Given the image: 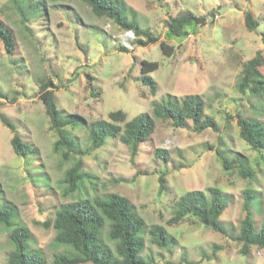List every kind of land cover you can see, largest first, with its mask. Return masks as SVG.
Returning a JSON list of instances; mask_svg holds the SVG:
<instances>
[{
  "label": "rangeland",
  "instance_id": "374dc122",
  "mask_svg": "<svg viewBox=\"0 0 264 264\" xmlns=\"http://www.w3.org/2000/svg\"><path fill=\"white\" fill-rule=\"evenodd\" d=\"M122 1L125 17L158 38L157 43L137 45L136 34L123 39L125 30L94 15L81 0H31L30 6L22 1L28 32L11 0H0V19L16 41L12 54L0 42V209L9 203L15 208L12 227L0 224V264H8L14 249L9 234L20 226L31 231L29 248L42 252L47 264L56 254L74 255L71 246L55 243V230L43 223L52 222L72 201L109 194L127 198L145 222L142 255L151 264H264V249L252 247L244 255L243 244L230 238L240 234L246 190L256 192L253 219L257 231L264 230V153L252 149L239 126L240 116L264 122V97L239 90L246 63L259 54L264 78V0ZM186 12L205 16L206 24L187 27L183 38L168 37V22ZM247 13L259 23L255 31L246 24ZM162 42L172 47L171 54H164ZM144 60L160 64L149 74L157 83L156 94L143 83ZM49 81L58 108L80 118L77 128L66 129L76 138L78 151L90 147L89 128L96 121H110L112 112H125L127 121L148 114L155 131L134 161L118 137L81 156L83 178L69 193L66 174L79 155L72 153L64 161L54 150L58 135L40 96L41 84ZM188 95L203 98L206 117L215 120V128L198 133L191 121L179 128L154 115L155 103L168 97L182 101ZM2 115L34 152L24 157L14 153V133ZM157 149L167 150L170 160L158 159ZM219 150L229 160L243 162L253 177H242L238 168L225 170ZM163 173L166 188L161 193ZM211 188L228 197L220 221L230 236L194 217L170 223L183 195L199 191L209 201ZM154 226L164 227L173 238L170 250L152 242L149 231ZM107 235L105 228L103 239L114 249Z\"/></svg>",
  "mask_w": 264,
  "mask_h": 264
},
{
  "label": "trees",
  "instance_id": "16d2710c",
  "mask_svg": "<svg viewBox=\"0 0 264 264\" xmlns=\"http://www.w3.org/2000/svg\"><path fill=\"white\" fill-rule=\"evenodd\" d=\"M31 4V0H11L28 32L29 19L26 18L21 2ZM99 18H107L125 31H133L138 39L137 45L147 47L158 42L149 31L142 29L136 22L128 20L124 15V3L122 0H81ZM32 5V4H31ZM38 3L34 4L37 8ZM206 17H198L191 12L172 18L168 22V37L183 38L187 27L205 25ZM248 28L255 31L259 23L254 20L251 13L246 15ZM145 37V40L140 39ZM264 41V33H263ZM0 42L8 54L16 49L15 36L12 29L0 19ZM164 54H171L172 47L161 43ZM121 51L128 52L122 48ZM261 55L246 63L241 77L239 90L242 93L251 92L253 95L264 97V78L261 74ZM160 64L156 61H142L141 72L145 75L143 83L150 88L152 94L157 92V83L149 75L156 71ZM54 85L51 81L41 84L40 96L45 105L46 114L51 122L58 139L54 144L56 153H60L64 161H68L72 155H79L75 164L66 174L68 192L73 193L77 189L78 182L83 178V160L81 156L101 148L108 138H119L131 151V160L139 153L143 142L147 141L155 131V120L148 114H140L134 119L127 121V114L123 111L112 112L110 121H96L89 129L90 147L85 151L76 150V138L67 132L68 127L77 128L80 118L67 115L61 111L55 101ZM154 115L165 121H172L175 127H185L188 121L194 125V130L202 133L209 128H215L213 118L206 117L205 102L199 95H188L182 101L168 97L153 106ZM2 122L13 133L11 141L14 153L24 157L34 152L32 145L26 144L17 133L16 126L3 115ZM83 126H85L82 121ZM120 124H124L123 127ZM242 138L252 149L264 153V122L259 119L239 117ZM218 157L222 161L225 170L239 169L244 178L253 177V173L246 169L243 162L229 160L223 151H218ZM155 156L165 162L170 160V154L165 149H157ZM162 193L165 190V174L159 178ZM210 200L199 191H191L183 195L176 204L175 215L170 220L171 224H178L188 217H194L202 226L211 228L226 236H230L224 229L220 218L228 208V197L217 188H211ZM245 217L241 223L240 234L230 236L232 240L243 244L242 254L247 255L252 247L264 249V230L257 231L253 219V205L256 200V192L246 190L243 193ZM15 216L13 205L6 204L0 209V224L12 227ZM43 226L53 228L56 232L55 243L71 246L74 255L68 253L56 254L51 264H151V261L143 257L145 241L143 234L145 222L136 213L131 202L118 194H109L105 197L97 196L93 200L79 199L62 206L52 222H45ZM108 228L107 237L115 244L113 249L103 239V231ZM152 242L161 249L170 250L174 243L173 238L162 226H154L149 231ZM33 234L28 228L16 227L9 234V240L14 249L9 253L8 264H47L46 258L40 251L29 248Z\"/></svg>",
  "mask_w": 264,
  "mask_h": 264
},
{
  "label": "built area",
  "instance_id": "2783aa9c",
  "mask_svg": "<svg viewBox=\"0 0 264 264\" xmlns=\"http://www.w3.org/2000/svg\"><path fill=\"white\" fill-rule=\"evenodd\" d=\"M123 35V39H128L129 38V36H135V33L133 32V31H126V33H123L122 34ZM129 42V41H128ZM130 42H131V40H130ZM130 44H125V46H129Z\"/></svg>",
  "mask_w": 264,
  "mask_h": 264
}]
</instances>
